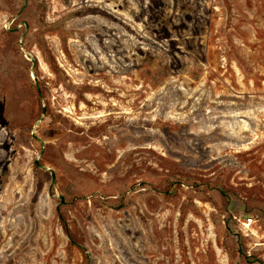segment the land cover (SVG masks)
<instances>
[{
    "label": "rangeland",
    "instance_id": "obj_1",
    "mask_svg": "<svg viewBox=\"0 0 264 264\" xmlns=\"http://www.w3.org/2000/svg\"><path fill=\"white\" fill-rule=\"evenodd\" d=\"M0 264H264V0H0Z\"/></svg>",
    "mask_w": 264,
    "mask_h": 264
},
{
    "label": "water",
    "instance_id": "obj_2",
    "mask_svg": "<svg viewBox=\"0 0 264 264\" xmlns=\"http://www.w3.org/2000/svg\"><path fill=\"white\" fill-rule=\"evenodd\" d=\"M27 29H28V27H27ZM33 66H34V67L36 66V61H33ZM46 114H47V108L44 107V109H43V117L40 119V123H43V122H44V119H45V115H46ZM40 123H39V124H40ZM39 124H37V126H38ZM34 137H36L35 134H34ZM36 166L39 167V168L42 169V170H48L47 167L41 165V163H40L39 160L36 161ZM48 171H50V170H48ZM50 172H51V171H50ZM52 179H53V183H54V182L56 181V177H55V174H54V173H52Z\"/></svg>",
    "mask_w": 264,
    "mask_h": 264
},
{
    "label": "built area",
    "instance_id": "obj_3",
    "mask_svg": "<svg viewBox=\"0 0 264 264\" xmlns=\"http://www.w3.org/2000/svg\"><path fill=\"white\" fill-rule=\"evenodd\" d=\"M237 221L242 225L243 231H249L253 227V225L255 224V220L253 218H248L245 221L238 219Z\"/></svg>",
    "mask_w": 264,
    "mask_h": 264
}]
</instances>
